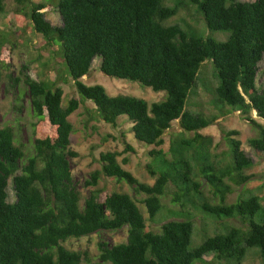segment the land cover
<instances>
[{
  "label": "trees",
  "instance_id": "1",
  "mask_svg": "<svg viewBox=\"0 0 264 264\" xmlns=\"http://www.w3.org/2000/svg\"><path fill=\"white\" fill-rule=\"evenodd\" d=\"M50 1L17 0L16 20L59 52L78 96L65 104V91L56 81L36 80L27 72L22 77L8 74L19 99L28 92L35 120L33 154L17 126L0 125V264H244L252 251L264 264V199L246 188L253 159L238 130H222L225 153L216 152L215 137L204 133L219 118L241 111L258 131L248 143L264 152V123L252 116L255 112L264 120V89L258 85L264 0H55L60 26L45 18ZM6 8L7 0H0V15ZM193 10L208 35L186 18L171 23L181 11ZM7 40L0 26V61ZM97 57L106 76L163 91L165 99L150 103L128 94L109 95L102 84L88 85L83 79ZM200 86L211 97L209 112L202 102H196V110L190 107ZM88 102L115 127L126 118L135 139L154 146L148 165L156 176L153 184L140 181L123 167L119 153L109 151L101 154L102 170L87 181L93 186L89 196L83 195L72 169L71 159L78 153L72 149L70 116ZM175 121L183 130L165 151L164 134ZM102 174L127 182L134 195L98 187ZM10 179L15 202H9ZM238 187L241 194L230 202ZM138 194L145 198L138 200ZM170 195L176 209L164 203ZM194 210L201 212L205 225L214 224L211 234L201 229L197 245ZM166 215L161 229H150L148 222ZM123 228L124 242L111 244L103 236ZM95 233L100 237L97 258L65 245Z\"/></svg>",
  "mask_w": 264,
  "mask_h": 264
},
{
  "label": "rangeland",
  "instance_id": "2",
  "mask_svg": "<svg viewBox=\"0 0 264 264\" xmlns=\"http://www.w3.org/2000/svg\"><path fill=\"white\" fill-rule=\"evenodd\" d=\"M17 6V0H7L6 12L0 15V26L8 37L5 48L6 57L0 61V69H2V80L0 81V125L12 124L17 126L20 129V136L27 145L28 152L33 154L32 123L35 119L29 105V94L26 92L23 98L19 99V89L13 87V82L8 78V74L11 73L13 77H22L27 72L36 80L50 79L56 81L65 91V104L72 97H77L78 92L73 81L66 73V68L59 52L53 49L52 46L43 43V39L33 33L30 25L24 27L17 22L15 13ZM43 12L45 18L53 25L60 26L62 24L55 0L50 1ZM183 18H186L188 22L197 26L200 30L206 31V35L209 34L204 20L196 10H193L190 14L181 11L171 23ZM214 37L224 40L218 34ZM100 67L101 58L97 57L93 62L90 73L83 79L84 82L88 85H104L109 95L128 94L144 98L150 103L161 101L166 97L165 92H156L150 87L141 86L138 82L108 77L102 73ZM210 73L211 67L210 64H207L206 74L209 75ZM258 85L261 89H264V59L260 63ZM19 87L24 88V84L21 83ZM210 98L209 93L203 86H200L199 92L191 98V109H198L195 105L196 102H202L206 112H209L208 101ZM20 104L23 106L21 110L17 109ZM87 109H90L92 113H89ZM252 116L264 123V120L259 118L255 112L252 113ZM70 120L75 126V131L72 134V149L78 153L77 157L71 159L72 169L78 182V187L85 197L89 196L90 190L93 188V186L87 184V181L92 180L94 172L101 171L103 168L101 154L104 152L119 153L118 160L125 169L131 171L142 182L150 184L155 182L156 176L152 174L148 167L153 158L150 155V151L153 150L154 146L136 140L131 131L132 124L126 118H121L119 125L115 127L100 119L94 110L93 103L88 102L87 105L81 106L76 110L70 116ZM223 129H233L240 132L238 137L243 142V149L254 162L253 167L247 171L248 174L252 175V179L246 184V188L264 199V152L254 149L248 143L250 138L258 135V131L250 122L243 118L241 111H235L226 117L219 118L215 124L204 130L205 134H211L215 137L218 143L215 151L218 153L228 151V144L222 137ZM182 130L179 121H175L172 128L164 134V144L161 147L165 151H169L171 142L181 134ZM129 146H132L134 151L130 150ZM125 158L129 159L128 163H124L123 160ZM98 187L106 188L110 192H127L134 195V190L127 182H119L116 178H110L104 174L101 175ZM242 189V187H238L236 192L230 196L229 201H236ZM8 192L9 202H15L16 192L12 179L9 181ZM171 196L165 198L164 203L167 207L176 209L170 201ZM137 198L142 200L145 198V194H138ZM139 205L145 215L149 217L146 205L143 203ZM192 212L195 214L194 218L197 224V229L193 236V245H197L201 242L202 230L208 228L211 234L214 232V224H210L208 227L203 221L201 212L196 210ZM167 220V215L166 217L159 216L156 222H148V225L151 230L158 231ZM234 222L240 223L239 219H235ZM103 236L111 244L121 243L126 240L127 228L106 232ZM99 240V234L95 233L82 238H71L65 245L70 249L89 250L92 256L97 258ZM212 258V254L205 256L208 261L212 260ZM221 264L226 263L223 262ZM244 264H262V260L256 251H252Z\"/></svg>",
  "mask_w": 264,
  "mask_h": 264
}]
</instances>
